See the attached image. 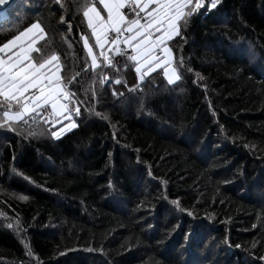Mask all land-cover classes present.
Wrapping results in <instances>:
<instances>
[{
	"label": "trees",
	"instance_id": "16d2710c",
	"mask_svg": "<svg viewBox=\"0 0 264 264\" xmlns=\"http://www.w3.org/2000/svg\"><path fill=\"white\" fill-rule=\"evenodd\" d=\"M82 3L0 10V46L38 22L84 101L58 138L68 120L0 127V264H264V0H204L170 41L180 79L139 85L123 56L85 68Z\"/></svg>",
	"mask_w": 264,
	"mask_h": 264
},
{
	"label": "snow or ice",
	"instance_id": "6c2138e0",
	"mask_svg": "<svg viewBox=\"0 0 264 264\" xmlns=\"http://www.w3.org/2000/svg\"><path fill=\"white\" fill-rule=\"evenodd\" d=\"M7 2L0 0V4ZM56 2L59 4L60 0ZM98 2L102 10L97 8L95 0H83L80 5L91 33L90 37L84 34L80 37L87 58L91 61L90 65L85 63V68L90 67L93 71L101 65L119 68L120 65L114 64L113 56L110 55L115 54L125 57L134 66L137 85L158 69L163 70L169 84L180 79L177 68L173 66V51L167 41L180 35L181 22L186 25L188 18L205 6L204 0ZM218 2L211 0L209 6L214 8ZM102 11L106 15H102ZM61 21L64 22L63 16ZM45 37L44 28L37 22L0 46V127L11 128L17 122L27 124L31 120L36 128L28 134L37 135L42 134V125L54 127L55 123L67 119L69 125L62 126L58 132H51L53 137L58 138V133L63 134L69 127H77L71 117L73 113L77 116L80 114V105L84 101L69 90L68 85L72 84V80L65 82L60 75L62 65L59 55H43L39 42ZM90 38L94 43L90 44ZM94 49H98L99 53ZM99 57L103 58L100 64ZM177 63L183 66V58ZM128 66L125 65L126 68ZM106 80L108 78L102 76L99 83L104 84ZM108 82L121 83L118 78ZM116 94L114 91L113 95ZM91 97H96L94 90H91ZM37 121L41 124L37 125Z\"/></svg>",
	"mask_w": 264,
	"mask_h": 264
},
{
	"label": "crops",
	"instance_id": "0c3cea01",
	"mask_svg": "<svg viewBox=\"0 0 264 264\" xmlns=\"http://www.w3.org/2000/svg\"><path fill=\"white\" fill-rule=\"evenodd\" d=\"M95 2H96V6H97V8L102 10V5L99 4L98 0H96ZM102 15H106V13H104V12L102 11ZM129 18H131V17H129ZM18 35H19V34H18ZM18 35H17V36H18ZM174 38H175V37H174ZM174 38H173V39H174ZM13 39H14V38H13ZM13 39H12V40H13ZM10 41H11V40H10ZM170 41H171V40H170ZM170 41H167V44H168V46L171 48V46H170ZM173 57H174V53H173ZM60 75H61V72H60ZM165 78H166V77H165ZM166 80H167V78H166ZM174 82H176V81H174ZM174 82H173V83H174ZM66 120H67V119L62 120L61 123L64 122V121H66ZM58 124H60V123H56V125H58Z\"/></svg>",
	"mask_w": 264,
	"mask_h": 264
},
{
	"label": "water",
	"instance_id": "95a60500",
	"mask_svg": "<svg viewBox=\"0 0 264 264\" xmlns=\"http://www.w3.org/2000/svg\"><path fill=\"white\" fill-rule=\"evenodd\" d=\"M12 0H8V2L6 4H0V10H3L5 7H7Z\"/></svg>",
	"mask_w": 264,
	"mask_h": 264
}]
</instances>
